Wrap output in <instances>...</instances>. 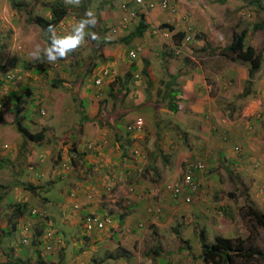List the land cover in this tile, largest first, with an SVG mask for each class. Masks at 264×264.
I'll return each instance as SVG.
<instances>
[{"label":"rangeland","instance_id":"obj_1","mask_svg":"<svg viewBox=\"0 0 264 264\" xmlns=\"http://www.w3.org/2000/svg\"><path fill=\"white\" fill-rule=\"evenodd\" d=\"M52 1H60L66 6L63 0H0V229L2 222H5L0 232V261L98 264L97 260L105 254L96 244L102 242L97 239L100 236L97 232L111 231L112 228L118 230L123 226L119 225L114 215L128 210L134 202H144L149 208L147 213L152 218L145 225H138V228L144 225L141 228L144 230L139 232L141 243L134 249L139 251V254L129 255L131 259L124 261L125 264H204L200 257H195L200 244L194 233L200 229L205 230L209 242H212L216 235L241 237L245 240L244 246L264 252V228H257L253 232L240 216L241 206L247 203L244 191H257L259 185L264 183V180L256 182V178L251 175V169L254 168H260L259 172L262 173L264 165L249 151L255 147L256 155L260 158L264 155L263 118L254 121L251 117L241 123L240 127L245 130L248 141L233 138L227 129L217 133L218 140L231 149L233 156L241 160L245 158L241 165L234 166L233 161L236 158L232 156L218 158L215 154L213 159V156L206 155L216 147L215 144L211 146L212 142H197L194 135L187 139L184 137L182 141L177 140L178 132L166 124V120H173L177 116L158 109L162 102L161 96L147 94L146 87L145 91L143 89L144 83H139V80L143 79L146 85L145 76L133 75L129 81L130 89L122 81H112L108 85L115 84L113 86L116 92L124 94L119 96L122 102L127 98L136 100L140 93L134 94L135 89H142V104L151 107L135 108L132 113L129 112V120H137L136 115L145 113L149 118L146 110L151 112L150 119H155V125L151 120L150 130L155 133L152 137L153 133L144 127L146 120L141 117V120H144V128L138 133L132 132L129 147L127 137L121 141L123 148L128 147L126 152L123 150L128 158L121 156L115 162L114 159L122 154V150L104 153L107 158L102 156L97 150L98 144L95 145L91 140L95 129L90 128V132L84 135V130L77 127L81 115L78 112L79 103L76 102L77 99L86 98V113L90 109H96L99 100L107 98L103 95L107 85L96 82V78L102 76L97 69L100 67L101 72L107 69L108 76L116 74L115 70L101 66L106 65L107 61L99 63L95 68L94 65L101 59L103 51L100 53L99 50L96 54L93 52V46H149V51L155 50L150 46H180L184 51L196 54L199 52V55L208 57L205 59L208 62L218 56L225 57V69L232 70L233 66L244 64L230 60L221 50L230 43L233 30L244 29L248 34V44L255 48L258 55L264 56V0H170L176 7L174 13L162 10L159 6L161 0H151V9L148 10V4L145 6V10H148L145 19L151 22L148 32L132 39H129V35L135 30L139 18L124 24L121 5L128 3L133 6V0H82L78 8L66 6L68 13L56 26V30L58 34L66 33L71 24L83 16L85 9L91 7L98 19L96 28L92 30L97 32L101 39H87L86 43L70 53L67 59L55 63L46 61L47 71L38 74L25 69L23 64L35 62L36 59H33L30 53L36 44L43 47L48 41L46 31L31 23L29 17L46 14V7ZM136 10L139 12V8ZM171 18H174L175 24ZM162 24L167 26L162 27ZM170 25L177 27V30L191 27L192 39H182L177 44L173 42L171 35L169 39H165L162 32L169 30ZM148 35L154 36V39ZM158 36L161 38H157ZM97 42L99 45H96ZM196 46H200V49L196 50ZM129 51L130 47L125 50L127 63L143 58L139 50H133L136 57L130 58ZM156 70L161 74L159 64ZM5 74L13 75L12 80H5ZM82 77L84 81L72 88L70 82L74 78ZM120 78L123 79L122 76ZM247 86V81L239 85L236 78L229 75L216 85L215 88L224 96L221 101L224 114L227 115V111L232 108L228 116L233 115L239 102L247 101L246 95L239 98ZM25 88L29 89L30 94L28 93L27 100L14 110L12 92L22 96ZM82 88H87L92 96L81 95ZM127 89L130 93L126 92ZM251 91L247 92L250 94ZM260 98V110H264V88L260 91ZM110 99L112 98H107L108 103H111ZM164 102L163 106L166 104ZM105 112V109L102 113L98 112L100 121L96 120V124L103 123ZM17 120L32 132L43 131L45 140H48V135L47 145H44V142L40 145H29L31 149L24 157L23 153L27 147L21 148L22 138L17 130ZM7 124L8 126H5ZM165 129L169 133L168 138H165ZM110 132L106 133L105 137ZM154 137L156 141L152 140ZM98 142L108 146L103 140ZM197 144L203 145L202 148L197 149ZM177 152L182 153L179 169L176 167L180 155ZM250 157L256 159L251 160ZM192 160H200L204 167L194 173L197 188L191 194L190 202H185L181 197L173 195L172 186L179 180L178 177L183 173L187 162ZM195 174H198V179ZM22 184H31L35 190L29 191ZM70 192L75 194H69ZM229 192H234L233 196H229ZM76 193L85 194V203L76 202L79 197ZM19 203L26 205L22 216L12 212L13 207ZM261 203L264 205V202ZM82 212L86 213L83 215ZM137 212L138 215L143 214L142 211ZM102 213L111 218V223L101 231H85L82 220L87 215L102 216ZM13 224L15 227L12 228ZM26 226L28 233L23 236L22 243L20 234ZM124 228L126 227L123 226L122 229ZM178 229L182 237L190 240L188 243L177 239ZM130 230H126V233ZM4 231H7L5 235L8 237L2 235ZM43 231L46 237L43 238L42 245L34 244L37 240L35 234ZM72 234L77 236V239L75 236L72 238ZM31 237L33 240H30ZM92 237L94 238L90 240ZM44 242L50 244L51 249L46 250ZM156 248L160 251L157 252ZM153 250H156V253L154 258H151L149 255ZM133 257L139 258V262ZM103 258L105 264L117 262L115 260L110 263ZM250 264H264V259H254Z\"/></svg>","mask_w":264,"mask_h":264},{"label":"crops","instance_id":"obj_2","mask_svg":"<svg viewBox=\"0 0 264 264\" xmlns=\"http://www.w3.org/2000/svg\"><path fill=\"white\" fill-rule=\"evenodd\" d=\"M144 14H145V18H147V12H144ZM145 21L148 24V28H149L151 22L146 19ZM171 21L174 23V18H171ZM148 28L146 29L144 34L148 32L147 31ZM175 30H177V27L175 28ZM169 32L172 35L173 32L170 30ZM160 36L162 37L161 34ZM160 36H158L157 38H161ZM149 37L154 39V36H149ZM246 38H248V34ZM129 47H130V51L139 50L140 51L139 53L143 58H139L136 59L135 61H130L129 63H127L126 61L128 60V56L125 54V50ZM148 47L149 46H145L144 48L143 46H121L120 44L116 46H103L102 48L100 46V53L101 51H103L108 57V61L106 65H101V66H103V68H108V69L110 68L111 70H115L116 73L114 76L109 75L107 77H102V81L100 83L107 85L106 89L104 88L103 95H105V97H107L108 99L112 98L110 99L111 103H108L109 100L107 101L106 98L107 102L104 107L106 112L103 115L104 117L102 119L103 123L98 125L96 124V120L100 121V116H99L100 114H98L99 105H97L96 109H90L86 113V106H87L86 98H80L82 102L79 104H82L83 102L85 103V106L82 108L83 116L85 120L81 122L80 119L77 122V127L80 130H84L83 133L84 135L88 134V131L90 132V128L95 129L91 134L93 137V139L91 140L93 141L94 144L95 143L98 144L95 145L97 147L99 146L97 150L100 151L102 156L106 157L107 155H104V153L109 154L113 150L125 151L129 147V139H128L129 132L127 131L126 127L129 124H133V122L136 120V119H134L133 121L129 120L130 113H132L135 108L139 109L142 106V109H145L146 107H150V105L145 106L144 104H142L144 100V92L142 89H135L134 94L140 93L141 96V97L139 96V98H137L136 100H131V98H127L123 102L122 101L116 102L113 96L115 95L119 97L123 93L118 94L114 86L113 85L110 86L108 84H110L114 78H117V79H121L123 84L127 83L128 89H130L131 87L130 83L126 82L124 78V74L129 69L130 64L135 62L137 66V69L134 73L135 77H137L139 74L142 77L143 75L142 72L144 69L147 70L149 73L148 77L145 76L146 85L143 79L139 80V83L141 82L144 83L143 84L144 91H145V87H147V80L151 82L147 94L155 95V96L160 95L162 98L166 92V88H165L166 82L171 79V76L175 77V81H173V83L171 82L172 83L171 88L176 90L177 92L174 98V102L177 105V110L175 112L171 111L166 107V104L165 106H163L162 104L158 105V109H160L162 112L169 111L170 113L176 114L177 118H174L173 120H166V124L170 129L178 132L177 140L182 141V138L186 137L187 139V137H192L194 135L196 136V140H198L197 142H201V143L212 142L211 146L213 147L215 144L216 147L213 149L214 151L212 150L206 155L215 156L216 154L218 158L232 156L236 158V160L233 161L234 166L241 165L243 159L245 160V158H242L241 160V158L239 157L237 158L233 156V154L230 153L231 149L225 143L219 141L216 135L218 132L227 129L233 135V138L241 139L242 141H248V139L245 137V130L242 127H240V125L243 121L251 119V117L252 119H254V121H256V119L258 118L257 114L263 110V108L260 110L262 106L260 91L262 88H264V73L262 72L259 73L257 77L254 80H252L249 88V90L252 91L248 95V97H246L247 101L244 103L239 102V105L235 108L233 115L228 116V114L231 113L233 109L231 108L229 111H227V115L222 112L224 108L221 105V101L224 99L223 98L224 96L215 87L217 84L221 82L222 78H225L226 75L233 76L234 78H236V81L238 82L239 85L243 84V82L248 80V71L245 65L233 66L232 70H229V69H225L224 67V62L226 61L225 57L218 56L215 57L212 61L208 62V60L207 61L205 60L206 58L208 59V57L202 54L199 55L198 54L199 52H197L196 54L195 52L184 51L180 46H150L152 49H155L152 51H149ZM196 47H197L196 50L200 49V46H196ZM173 48L179 49L180 52L179 53L174 52ZM173 53H175L174 56L172 55ZM180 53L183 54L179 55ZM158 64L161 69V74L156 70ZM99 68L97 70L98 72L101 73V70H99ZM120 76H122L123 79L120 78ZM110 88L113 89L112 92L110 91ZM128 89L126 90V92H128ZM253 89L256 90L254 91ZM81 95L92 96L91 93H88L87 88L85 89L82 88ZM152 101L154 102L155 100ZM147 103L151 104L150 102ZM146 111L149 114V118L147 117L148 115H146V113L145 115L142 114L136 116H138V119H141V117H143L144 120H146L144 127H146L148 131H151L150 127L152 126L151 120H153V117L152 119H150L151 112L150 110H146ZM175 119L176 121H174ZM153 122L155 125V119L152 121V124ZM5 126H8V124ZM109 131L111 132L108 134L107 137H105V134L108 133ZM151 132L153 133L152 134L153 137L155 135L154 130ZM168 134L169 133L167 129H165L164 130V135H166L165 138L169 137ZM124 137H127L128 139L127 140L128 147L126 146L123 148L121 145V141ZM46 138L49 140L48 135H46ZM131 138H132V134H131ZM48 140L44 142V145H47ZM102 140L108 143V146L102 145L101 144L102 142H98ZM152 140L156 141V137L152 138ZM198 144L195 147H197V149H200V147L202 148L203 145L198 146ZM249 146L250 148L252 147L251 145ZM252 148L251 150L247 149V151L249 150L250 153L253 152L255 154V157H257L260 160L261 164L264 165V157H263L264 155L263 156L261 155L260 158L259 155H256L257 154L256 150H254L255 147L253 149ZM124 151L122 152V154H120L119 152L120 156L116 157L114 161L117 159L119 160L121 156L124 158H128L125 154L126 151L125 152ZM177 153L180 154L177 159L178 164L176 165V167L179 169V166L181 164L179 159L182 153L179 152ZM214 156L212 157L213 159L215 158ZM250 159L253 160L256 158L250 157ZM109 166H111V164ZM259 169L260 168L251 169V175L256 178V182L258 181V183H260L261 180H264V175L262 176V173L264 174V167L262 173L259 172ZM106 170L108 171V168H106ZM131 172H133L132 169ZM108 173L111 175L109 171ZM196 177L197 179L199 178L198 174L196 175ZM248 177L249 179H251L250 176ZM247 186H251V184H247ZM258 188L256 191L252 189L249 190L244 187V189H246V192L248 194L249 201L253 202L258 209L264 210V205L261 203L264 202V195H263L264 183H261ZM77 202L85 203V194L82 195L79 194ZM146 207L147 206H145L144 202L142 204L140 202H134L132 203V207L128 208V210L120 211L119 215H114L115 220L119 222V225L123 224V226L126 227L122 229L123 226H120L118 229L119 231L120 229H122L120 232H118L117 228H112L111 231L106 230L102 232H97L98 235L101 236V237L99 236L97 239L102 240V242L101 243L97 242L96 244L100 249L102 248L105 256H107L109 253L118 255L119 253H121V249L127 251L125 252L126 254L124 253L123 255H120L119 258H108L107 260L110 263L116 260L117 261L116 264H125L124 261L131 259L130 257H128L129 255L132 256L134 254H139V251L134 250L137 249V247H139L141 243L139 232H141V230L142 231L144 230L141 228H143L146 222L152 218L150 214L147 213L149 208L147 207L146 209ZM137 211H142L143 214L138 215ZM82 213L84 215L86 212H82ZM140 223H143L144 225L142 224L143 227L138 228L139 227L138 225ZM4 226H5V222H2L0 232L2 228H4ZM130 228L133 231L130 230ZM126 230H130V231L126 233ZM95 231L98 230H94L92 232ZM6 232L7 231H4L2 235L4 236ZM72 235L73 238L75 235L74 234ZM5 237L8 236L5 235ZM75 237H76L75 239H77V236ZM93 238L94 237L89 239L92 240ZM102 244L104 245V247H101ZM90 248L92 249V245H90ZM149 256L151 258H154V253L153 252L150 253ZM103 257L97 260L98 264L101 263L105 264V262L102 261L104 259ZM133 258L138 260V262L140 260L139 258L136 257ZM3 262L0 261V264H2Z\"/></svg>","mask_w":264,"mask_h":264},{"label":"trees","instance_id":"obj_3","mask_svg":"<svg viewBox=\"0 0 264 264\" xmlns=\"http://www.w3.org/2000/svg\"><path fill=\"white\" fill-rule=\"evenodd\" d=\"M84 7V4L82 8ZM47 12L46 14L42 15H32L29 17V20H31V23H34L35 25L39 26L43 31H46L47 27L49 24L55 25V27L63 20V18L67 15L68 13V8L62 4L60 1H52L48 4ZM162 27H166L167 25L162 24ZM148 28V24L145 21V14L140 13L139 14V20L138 24L135 28V30L130 34V38L132 39L133 37L136 36H142L146 29ZM169 30L172 31V40L175 44L177 42L181 41L185 33L184 30H175V27L173 25L168 26ZM247 31L242 29L241 31H236L233 30L231 34V39L230 43L228 46H225L224 49H222V53L229 58L230 60H236L240 62L241 64L246 65L247 71H248V86L246 90L242 93L241 97L243 98L248 96L249 92H247L250 88V84L252 80H254L257 75L261 72L264 71V56H260L257 54L255 48L251 45L248 44L247 42ZM96 45H99V42H97ZM94 48V53H98L100 50V46H93ZM101 59L97 60L96 64L94 65L95 68L99 65V63L108 61V57L106 54L103 52L101 53ZM46 60H36L35 62H27L23 64V67L25 69L32 70L35 73L42 74L47 71V67L45 66ZM137 66L135 62L130 64L129 69L127 72L124 74V78L126 82H129L131 78L133 77L134 72L136 71ZM142 74L146 77L149 76V73L147 70H143ZM84 81V77L82 79L80 78H74L70 84L71 87H77L80 83ZM112 81H115L116 83L121 82V79L114 78ZM175 81V77L171 76V79L166 82L165 88L166 92L165 95L162 97V102L166 103V107L170 109L171 111H176L177 110V105L174 102L175 94L177 93L176 90L171 88V84ZM172 82V83H171ZM115 85V84H112ZM127 85V83H126ZM151 85V82L147 80V87L146 91L149 90V86ZM110 91L112 92L113 89L110 88ZM29 93V89L25 88L24 94L21 95H16L14 92H12V101H13V109L16 110L19 107L20 103H23V101H26L27 94ZM30 94V93H29ZM246 95V96H243ZM121 96V95H120ZM123 96V94H122ZM116 102L121 101V97L113 96ZM75 99L76 96H75ZM78 103H81V99H77ZM161 102V104H163ZM106 104V99H101L99 100V106H98V112L102 113L104 111V107ZM159 104V103H158ZM32 104H30L29 107H31ZM80 108L78 109L81 119V122L85 120L83 116V110L82 108L85 106V103L83 102L82 104H79ZM29 111V110H28ZM264 119V117H263ZM17 125V130L19 131L21 138H22V146L21 148H24L25 146L27 147L26 151L23 153V156L25 157L28 155L29 150L31 149V146L33 145H40L43 142H45V134L43 131L39 132H32L28 129L27 126L21 125L20 121H16ZM45 131V130H44ZM128 139L129 143L132 142L131 134L129 132L128 134ZM131 144V143H130ZM76 151V150H74ZM194 161V160H192ZM192 161L187 162L185 165V169L183 173L178 177L179 180H177L174 183H180L182 185V193L181 194H176L173 195L175 197H181L183 200L186 196L190 197L191 200V194L193 191L187 186L184 185L183 180L186 176V170L188 167V164ZM194 178V177H192ZM24 185V184H22ZM25 189H28L29 191H34L35 187H33L31 184L24 185ZM246 192V191H244ZM73 192H70L71 194ZM234 192H229V196H233ZM76 195H79L76 193ZM246 204L241 206L240 208V216L241 218L246 222V225L250 227V229L255 232L257 228H264V211L258 209L256 205L253 202L249 201L248 194L246 192ZM185 202H190L186 201ZM85 205V204H83ZM82 207V206H81ZM26 205L24 203H19L16 204L13 207V213L17 214L19 216H22L24 214ZM83 214V213H82ZM85 220V218L83 219ZM15 227L14 224L12 225V228ZM28 228L27 226L24 227L23 229ZM22 229V230H23ZM86 231V229H85ZM198 237V241L200 244L199 252L198 254H195V257L197 256L198 258L202 260L204 264H250L252 260H262L264 259V252H260L258 250H255L251 247H246L244 246L245 240L241 237H236V238H231V237H225L222 235H216L213 239L212 242L207 241V234L204 229H200L197 233H194ZM33 235V233H32ZM36 242H33L36 245H42L43 243V238L45 237V232H37L36 234ZM23 233L20 234V241L23 240ZM176 237L179 241L188 243L190 241L187 237H182L180 230L178 229L176 231ZM185 238V239H184ZM33 240V237L30 238V240ZM23 243V241H21ZM32 242V241H31ZM50 243V242H49ZM45 244V242H44ZM23 245V244H22ZM188 246H186L187 248ZM157 252L160 251L158 248H156ZM156 250H153V253H156ZM37 251V250H36ZM125 252H127L124 249H121V253L118 255L109 253L107 256H105L106 259L108 258H119L120 255H123ZM192 253V251H190ZM38 254V253H36ZM126 254V253H125ZM2 264H32L30 260H16V261H10L6 260Z\"/></svg>","mask_w":264,"mask_h":264},{"label":"clouds","instance_id":"obj_4","mask_svg":"<svg viewBox=\"0 0 264 264\" xmlns=\"http://www.w3.org/2000/svg\"><path fill=\"white\" fill-rule=\"evenodd\" d=\"M63 2L66 6L70 5L76 8L80 7V5L82 4V0H63ZM133 5H134V2H133ZM148 9H150L149 6H148ZM144 12H147L145 8L144 9L142 7L139 8V12L137 13L136 18H139V13H144ZM97 24H98L97 14L95 10L91 7L85 9L83 16L79 18L78 20H75L71 24L70 30L64 34H58L55 25L49 24L46 29V36H47V41H48L47 45L42 47L40 44H36L33 51L30 53V56L36 60H46L48 63H55L58 60L67 59L69 54L72 52H75L78 48L84 45L87 39H90L92 41H99L101 39L99 34L92 30L96 28ZM184 32H186V29L184 30ZM166 39H169V38H166ZM173 49H174V52H176V50H178V53L180 52L179 49H175V48ZM130 52H134V51H130ZM130 52H129L130 58H135L136 53L134 52L135 56L132 57L130 55ZM101 74L102 76H99L100 78L99 77L96 78L97 83H101L102 77L108 76V70L107 69H105V71L102 70ZM263 112L264 110L260 111L257 114V117L263 118L264 117L262 114ZM130 134H132V132H130ZM102 215H105V214L102 213ZM82 223H84V220H82Z\"/></svg>","mask_w":264,"mask_h":264},{"label":"built area","instance_id":"obj_5","mask_svg":"<svg viewBox=\"0 0 264 264\" xmlns=\"http://www.w3.org/2000/svg\"><path fill=\"white\" fill-rule=\"evenodd\" d=\"M134 2V5L133 6H130L128 5L127 3H123L121 5V9L123 11L122 13V21L124 24H127L129 23L131 20H133L134 18L137 17V10L136 8L139 7V8H145V6L148 4L149 7L152 5L150 2L151 0H133ZM150 3V4H149ZM159 6L162 10H167L169 12H172L174 13L176 11V7L173 5V3L170 1V0H161L159 2ZM162 35L165 37V38H168L170 37L171 33L169 31H164L162 32ZM192 36H193V33H192V29L191 27H188L186 28V33H185V36L183 38V40L185 41H189L190 39H192ZM176 53H178V50H176ZM130 55L132 57L135 56L134 52H130ZM13 77V75L11 74H6L4 79L5 80H11ZM2 106L1 102H0V107ZM263 116H264V112L262 113ZM143 127V122L141 119H137L133 122V124H129L127 126V131H130V132H139L141 131ZM7 146V145H5ZM136 155H138L137 151L135 152ZM204 167V164L200 161V160H194L192 162H190L188 164V167H187V170H186V176L183 180V183L184 185H187L192 191H195L196 188H197V184L196 182L194 181V173L198 170H202ZM182 185L180 183H174L173 186H172V192L174 193V195L176 194H181L182 193ZM74 193H72L73 195ZM184 200L186 201H190V197L189 196H186L184 198ZM109 223H111V218L108 217L107 215H102V216H98V215H87L85 217V220H84V226H85V229L86 231H92V230H102L104 229ZM28 228H25L24 229V232H23V235L25 236L28 232ZM46 246V249H51V246L50 244H45Z\"/></svg>","mask_w":264,"mask_h":264}]
</instances>
